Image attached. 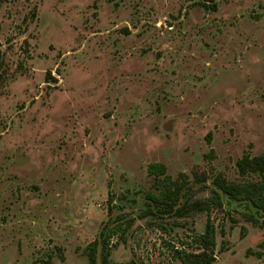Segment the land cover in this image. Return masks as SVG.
Listing matches in <instances>:
<instances>
[{"label": "rangeland", "instance_id": "rangeland-1", "mask_svg": "<svg viewBox=\"0 0 264 264\" xmlns=\"http://www.w3.org/2000/svg\"><path fill=\"white\" fill-rule=\"evenodd\" d=\"M0 51V264H89L118 216L98 264H181L207 215L141 218L148 166L202 199L264 150V0H0ZM211 220L214 264H264L262 211Z\"/></svg>", "mask_w": 264, "mask_h": 264}, {"label": "trees", "instance_id": "trees-1", "mask_svg": "<svg viewBox=\"0 0 264 264\" xmlns=\"http://www.w3.org/2000/svg\"><path fill=\"white\" fill-rule=\"evenodd\" d=\"M3 65V56L0 51V71ZM211 139V134L208 136ZM237 173L241 181L228 182L222 176H216L212 180L211 196L194 199L192 196L195 184L206 186L208 177L206 174H195V184L190 182L186 174L181 173L177 179L168 174L167 167L161 163H153L148 166V175L154 178V190L146 194L147 208L140 214L141 218L154 217L163 220L167 217L185 218L194 213H205L207 221L204 232L191 236L189 247L195 250H183L173 248L174 259L181 264H214L217 261L216 228L211 220L215 210L223 208V196L226 198L245 203L246 208L262 211L264 213V150L260 155L254 156L245 151L236 162ZM123 216H118L115 223L108 221L102 228L99 237L87 247L89 264H98V250L101 247L106 250L110 240L118 236L123 238L133 226L134 220L123 221ZM175 226L180 224L175 222ZM167 230L165 224H158ZM105 252V251H104ZM110 255L111 250H106ZM102 264H138L135 261L129 263H113L107 257L102 259Z\"/></svg>", "mask_w": 264, "mask_h": 264}, {"label": "flooded vegetation", "instance_id": "flooded-vegetation-1", "mask_svg": "<svg viewBox=\"0 0 264 264\" xmlns=\"http://www.w3.org/2000/svg\"><path fill=\"white\" fill-rule=\"evenodd\" d=\"M220 176V175H219Z\"/></svg>", "mask_w": 264, "mask_h": 264}]
</instances>
